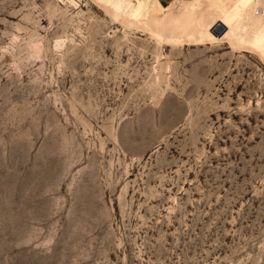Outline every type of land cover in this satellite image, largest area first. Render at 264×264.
<instances>
[{
  "label": "rangeland",
  "instance_id": "374dc122",
  "mask_svg": "<svg viewBox=\"0 0 264 264\" xmlns=\"http://www.w3.org/2000/svg\"><path fill=\"white\" fill-rule=\"evenodd\" d=\"M189 2L0 0V264H264V5Z\"/></svg>",
  "mask_w": 264,
  "mask_h": 264
},
{
  "label": "bare ground",
  "instance_id": "6f19581e",
  "mask_svg": "<svg viewBox=\"0 0 264 264\" xmlns=\"http://www.w3.org/2000/svg\"><path fill=\"white\" fill-rule=\"evenodd\" d=\"M138 2L139 4L143 5L144 7H148L151 10V13L153 16H160L162 11L164 10H171L173 8V5L171 4L170 6L167 7H162L161 4L157 2V0H133ZM197 0H192L189 2V5L187 7V11L185 12L184 17L181 15H175L171 19H160L161 25L164 28L170 29V32L175 33V31L181 26V24L184 25V30H190L192 20H193V15L192 17L190 16L191 10L194 9L195 2ZM262 4L264 5V0H262ZM194 13V12H193ZM204 29L209 30L210 29V24H206Z\"/></svg>",
  "mask_w": 264,
  "mask_h": 264
},
{
  "label": "crops",
  "instance_id": "0c3cea01",
  "mask_svg": "<svg viewBox=\"0 0 264 264\" xmlns=\"http://www.w3.org/2000/svg\"><path fill=\"white\" fill-rule=\"evenodd\" d=\"M191 0H157L159 4H161L162 7L170 6L171 4L175 2H189Z\"/></svg>",
  "mask_w": 264,
  "mask_h": 264
}]
</instances>
